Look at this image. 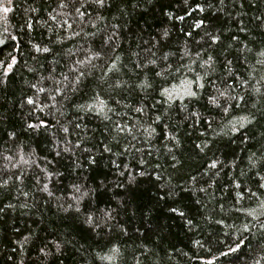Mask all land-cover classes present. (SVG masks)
Here are the masks:
<instances>
[{
	"label": "trees",
	"instance_id": "trees-1",
	"mask_svg": "<svg viewBox=\"0 0 264 264\" xmlns=\"http://www.w3.org/2000/svg\"><path fill=\"white\" fill-rule=\"evenodd\" d=\"M9 7L7 14L0 9V60L11 53L18 63L0 84V183L8 182L0 187V264L21 259L24 264H264V67L257 63L264 59L258 56L264 49V0H106L105 8L87 10L93 21L103 16L99 32L87 15L73 29L62 28L65 10L57 0H11ZM201 20L204 27H195ZM114 30L120 70L105 75L103 62L93 61L99 67L82 78L78 91L48 100L53 82L64 75L71 79L73 62L88 48L100 49ZM205 30L219 34L222 43L209 47ZM35 46L51 51L37 53ZM149 48L157 57L170 53L168 64L180 70L168 78L177 92L179 81L204 73L200 64L211 55L215 64L208 79L222 90L227 81L234 89L230 94L244 100H229L232 107L225 114L208 103L215 89L206 85L199 101L181 97L169 107L160 95L169 83L154 75L159 68L137 66L150 56ZM227 60L232 63L226 68ZM228 68L240 80H233ZM145 77L153 87L141 90L136 85ZM242 81L248 83L241 86ZM117 82L120 87H113ZM39 87L46 91L38 92ZM97 93L116 113L108 115L132 128L133 135H116L110 121L78 110L92 104ZM29 98L35 105L27 104ZM184 104L188 107L181 111ZM137 107L144 112H135ZM193 108L201 114L199 122L184 119ZM244 117L245 126L230 131ZM40 121L47 128H28ZM61 126L68 127V139L79 148L57 156L66 135ZM106 145L111 152L104 151ZM9 155L11 162L4 159ZM21 156L28 163L20 162ZM93 156L96 162L90 164ZM213 162L215 169L209 167ZM21 169L22 182L14 175ZM42 170L52 174L51 181ZM45 183L53 197L42 191ZM75 184L81 192L94 190L81 202L82 213L111 210L114 219L93 231L83 214L65 212L69 204L76 206L71 199ZM29 235L21 251L18 242ZM50 242L60 243L61 252L45 258L41 248L55 253ZM113 246L123 255L100 259L111 256Z\"/></svg>",
	"mask_w": 264,
	"mask_h": 264
},
{
	"label": "snow or ice",
	"instance_id": "snow-or-ice-1",
	"mask_svg": "<svg viewBox=\"0 0 264 264\" xmlns=\"http://www.w3.org/2000/svg\"><path fill=\"white\" fill-rule=\"evenodd\" d=\"M11 0H0V9L7 14L10 11V5ZM185 3H187V0H185ZM220 3L223 4L224 0H220ZM57 6L63 11L61 14L64 16V19L62 20L60 26L62 28H67V29H73V24H81L84 22V18L87 15L89 19L87 20V23L91 25L92 28L97 29V32L102 31V28H97V23L103 22V16L97 15L95 17V21H93L91 17V13L88 12V8L95 6L96 9H103L106 6V0H57ZM110 6V5H108ZM199 11L203 12L204 9L202 7H199ZM35 11V9H33ZM190 14V13H189ZM70 18V19H69ZM51 19L56 20V16H52ZM179 20H184V16H179L177 17ZM257 19H261L260 17H257ZM264 23V20L261 21ZM28 27H31V25H28ZM106 27V26H105ZM195 27L197 28H202L204 27V21L201 20ZM243 27H241V31H243ZM80 31H83L81 28L79 31L73 32L74 35H79ZM92 35H95V33H92ZM187 36H191L192 33L188 32L186 33ZM205 35L208 37V46L212 47L214 45L222 43L221 37L219 34H213L211 31L205 30ZM168 32L165 30L163 33V37H167ZM12 39H15V37H11ZM233 40H236L237 38L234 36L232 38ZM4 41L0 40V44H3ZM159 43V42H157ZM155 45H153V48ZM231 47V45H229ZM247 48V45L244 46ZM118 44L116 43V32L115 30L111 34H106V37L103 40V46L100 49H93V48H88L85 50L83 54V58H77L73 62V67L69 69L70 73H72V78L69 79L68 75H64L63 79L61 81H54L53 86L51 89V92L47 96L48 100L51 101H56V96L60 95L67 99L66 93L69 91H78V86L82 80V78H85L88 75H91V72L93 69H96L99 67L98 63H93V61L97 62H103L104 64V74L107 75L108 72H113L116 73L120 69L118 68V62L122 64L121 56L117 52ZM35 51L37 53H49L51 50L48 47H39L35 46ZM206 51V49H205ZM249 52H251V49H248ZM148 52L150 53V56L146 59L145 62L141 63L140 61H137V66L141 67V69L146 68V67H151L153 70L159 68L158 71H154V75L157 77H160L163 81L169 83V87H162L160 91L161 97L165 98V102L169 104V107H171V104L175 102V99H180L183 97L184 99H187L189 103L193 101H199L200 99V93L202 90L205 89L206 85L209 87H212L215 89V94L209 92L207 95V101L209 104L213 105L215 108H222V111L227 114L228 110L230 107H232L231 104L228 103L229 100H236V101H243L244 96L240 95L237 93L235 96H232L230 93L233 91V85L229 84L227 81H224V88L223 90L216 85L215 81L208 79V75L210 71H214V64L215 60L211 55H208L206 60H202L200 67L204 68V73L201 74H195L191 79L188 80H183L179 81V92H177L175 89L171 87V82L168 80L169 76H172L173 73H179V69L172 70L171 65L168 64V59L170 53H162L159 57H157L156 52L152 50V48L148 49ZM71 55H75V53H70ZM134 55L139 56L140 54L134 53ZM185 56H190V52L187 48H185L184 52ZM197 57H201V52L196 53ZM259 57L264 58V49H261L258 53ZM158 60L161 61L162 63H158ZM18 63L17 58L13 56L11 53H9L8 58L5 60H0V84L5 83L6 81L3 79L10 75L14 69V66ZM232 61L227 60L225 67L227 68L228 65H231ZM258 64L261 65V67H264V59H260L257 61ZM31 70V69H30ZM192 69L189 68V71ZM255 70V69H254ZM54 71V69H53ZM228 74L229 76H233L232 70L228 68ZM175 79L179 80V76L176 75L174 76ZM49 79H52V77H49ZM262 80H264V76L261 77ZM233 80H240L239 76H233ZM248 83V81H242L241 86L244 84ZM113 87H120V83H114L112 85ZM32 87H36V85H32ZM136 87L140 88L141 90H147L151 87H153L152 83L145 79L136 85ZM38 92H45L46 89L44 87H39L37 89ZM93 103L88 105V106H80L78 110L84 111L85 113L87 112H93L97 117L102 118L103 120H107L111 122L112 125V131L116 134L119 135L121 133H124L126 135H133V129L128 127L127 125L121 124L118 120H113L112 116H109L108 113L111 112L114 115L116 114L114 109L109 108L107 102L104 99L100 98V95L97 93L92 97ZM221 100H223L224 105L222 107ZM119 102L117 101V104ZM159 103V102H158ZM28 105H35V101L31 98L27 100ZM97 106H99L97 110ZM155 105H153L154 107ZM238 106V105H237ZM52 107H56V104L53 103ZM188 107L187 104H184L181 111L186 110ZM107 109V111H105ZM135 112L137 113H143L144 108L143 107H137L134 109ZM201 114L193 108L188 114L184 117L185 120H194L195 122H199ZM160 117L157 116L156 120H159ZM247 120L246 117L242 118L241 121L238 124H235L232 126L230 131H239L240 128H243L245 126L244 121ZM250 122V121H249ZM206 123L208 124L209 127L212 125L211 120H206ZM47 124L44 121H40L39 124H28V128L31 129H38L39 127H44L47 128ZM62 127V131L66 134L63 137V142H64V147L61 150H58L56 152V155L59 156L61 155V151L64 153H69L73 150V148H79V144H73L70 139H68V134H69V129L68 127ZM75 128H79V124L74 125ZM107 131V129H106ZM10 136H14V134L10 133ZM116 135H113V139H116ZM171 139L175 140V136L171 137ZM118 143V141H117ZM178 143V141H177ZM207 147V144L204 145ZM197 148H199L201 151L204 149L198 144L196 145ZM57 148L60 149V146L57 145ZM22 151V148L18 146V151L17 155H19V152ZM85 151H88V149H85ZM105 152H111V148L108 147L107 145L104 147ZM127 151V150H125ZM115 155V153H114ZM175 159V157H173ZM5 160L11 162L14 157L9 155L4 157ZM20 162L22 163H28V161H24L23 157H20ZM96 162L95 157H91L89 160L90 164H94ZM32 163H35V161H32ZM117 168H119V165H116ZM211 169H215L217 167V164L215 162L211 163L209 165ZM45 171V178L48 181H51L52 179V174H49ZM140 175H144L143 172L139 173ZM16 176L17 180H21L22 182V177L24 176V171L21 169L18 173L14 174ZM56 176L62 175V173H55ZM120 175H124L123 172L120 173ZM135 177L130 176V181L134 180ZM159 179V177H157ZM195 180V177L192 178ZM261 179H264V177H261ZM7 181H3V183H0V187H5L7 186ZM239 187V185H236ZM260 187L264 188V184H261ZM42 191L46 192L49 197H53L55 193L49 189L48 183H45L42 187ZM94 190L89 189L88 191L81 192V186L78 184L73 185V195L71 199L76 202V206L73 208L72 204L68 205V208H65L64 211L67 212L69 209H72L76 213H81L84 215V223L89 225L90 228H92L93 231H96L98 228L101 227L102 224H108L109 221L114 219L112 216V211H105L104 209H95V210H89L84 213H82L80 204L81 202L85 199V197L89 196L90 192H93ZM201 191H204V189H201ZM78 194V195H77ZM23 195L27 196V193H23ZM27 207V205H24ZM6 207H10L6 206ZM60 207L63 208V205L61 204ZM4 209L0 208V213H2ZM172 212H177V209L173 208L171 209ZM180 216H184L183 212L179 213ZM188 223H191L189 221ZM110 230V229H109ZM121 231L126 235L127 231L123 227H121ZM100 233L98 232L97 235ZM31 236H25L23 238V242H18V247L21 249V251L24 249V246L30 241ZM52 244V248L55 249V253L52 252V249L47 248L45 246L44 248L40 249V252L43 254L45 258H47L49 255H56L61 252V244L57 242H50ZM16 249H13V252H15ZM111 256L109 257H100V259H110V260H116L118 259L119 256H122L123 254L121 253L120 249L118 247H111L110 248ZM9 260L12 259V257H8ZM19 264H24L23 259L19 261Z\"/></svg>",
	"mask_w": 264,
	"mask_h": 264
}]
</instances>
